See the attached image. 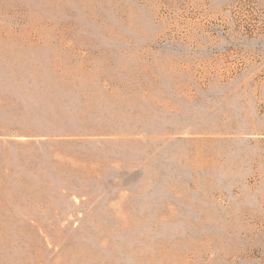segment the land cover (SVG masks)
I'll return each mask as SVG.
<instances>
[{"label":"rangeland","instance_id":"1","mask_svg":"<svg viewBox=\"0 0 264 264\" xmlns=\"http://www.w3.org/2000/svg\"><path fill=\"white\" fill-rule=\"evenodd\" d=\"M0 264H264V0H0Z\"/></svg>","mask_w":264,"mask_h":264}]
</instances>
